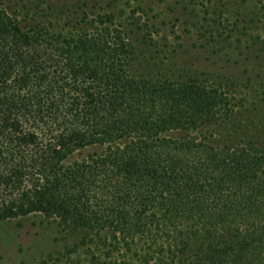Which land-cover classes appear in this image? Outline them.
I'll use <instances>...</instances> for the list:
<instances>
[{"label":"trees","instance_id":"1","mask_svg":"<svg viewBox=\"0 0 264 264\" xmlns=\"http://www.w3.org/2000/svg\"><path fill=\"white\" fill-rule=\"evenodd\" d=\"M78 23L0 0V221L80 231L73 264H264V141L196 134L227 89L139 76L113 14Z\"/></svg>","mask_w":264,"mask_h":264},{"label":"rangeland","instance_id":"2","mask_svg":"<svg viewBox=\"0 0 264 264\" xmlns=\"http://www.w3.org/2000/svg\"><path fill=\"white\" fill-rule=\"evenodd\" d=\"M20 18L67 30L111 13L145 78L220 84L228 119L196 131L214 145L264 141V0H8ZM86 153V152H85ZM84 153V154H85ZM82 237L39 213L0 221V264H73ZM71 260V261H70Z\"/></svg>","mask_w":264,"mask_h":264}]
</instances>
